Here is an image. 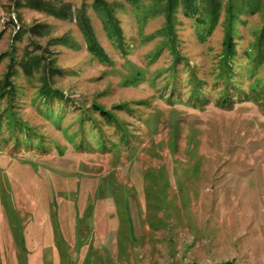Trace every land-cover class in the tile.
<instances>
[{"label": "rangeland", "instance_id": "obj_1", "mask_svg": "<svg viewBox=\"0 0 264 264\" xmlns=\"http://www.w3.org/2000/svg\"><path fill=\"white\" fill-rule=\"evenodd\" d=\"M64 1L0 0V264H264V0Z\"/></svg>", "mask_w": 264, "mask_h": 264}, {"label": "trees", "instance_id": "obj_2", "mask_svg": "<svg viewBox=\"0 0 264 264\" xmlns=\"http://www.w3.org/2000/svg\"><path fill=\"white\" fill-rule=\"evenodd\" d=\"M164 1L166 3L165 10L167 12L166 16L168 18V25H171L174 19V16H173L174 9L179 4V2L178 0H164ZM181 1L183 2L184 7L187 10H190V11L192 10L193 4L195 2L194 0H181ZM20 3L29 8L31 7L33 9L40 10L42 12L45 11V12H48L49 14H52L55 17H60V18L68 17L69 15H71L73 11V7L71 3H67L64 0H20ZM96 6H98L99 9L101 10L102 9L105 10L107 15L111 17L112 15L111 9L105 0H99ZM78 19L80 20L83 33H85L88 39L89 47L98 54L99 52L104 51L103 47L100 46V43L97 39L96 34L93 31L91 20H89V17L87 16L85 8H81V10L79 11ZM112 21H113L112 28L118 29V25L116 24L115 19ZM37 26L39 27L38 30L42 32L44 27L42 25H37ZM230 38L231 36L228 37L227 40L229 41H228V45L226 46L232 52L229 57H231L232 54H234L233 53L234 52L233 42L230 40ZM1 59H2V56H0V60ZM41 63L42 62H40L38 58H34V57L32 58L27 57L21 62L22 66L24 67L25 71L28 74L33 73V69L35 67H40ZM48 80L46 79L43 85V89H44L43 92L46 95V97L48 96L49 98H51L53 94H56L58 90L54 89L52 87V84ZM59 93H60L59 94L60 98L64 96L63 92H59ZM102 111L106 112L104 108L102 109ZM218 264H228V263H218ZM230 264H235V263L231 261Z\"/></svg>", "mask_w": 264, "mask_h": 264}]
</instances>
